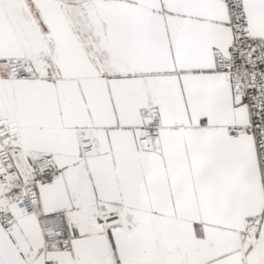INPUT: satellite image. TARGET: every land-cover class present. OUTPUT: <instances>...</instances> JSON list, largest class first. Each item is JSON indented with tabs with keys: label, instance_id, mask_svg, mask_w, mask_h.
Here are the masks:
<instances>
[{
	"label": "snow or ice",
	"instance_id": "snow-or-ice-1",
	"mask_svg": "<svg viewBox=\"0 0 264 264\" xmlns=\"http://www.w3.org/2000/svg\"><path fill=\"white\" fill-rule=\"evenodd\" d=\"M0 264H264V0H0Z\"/></svg>",
	"mask_w": 264,
	"mask_h": 264
}]
</instances>
